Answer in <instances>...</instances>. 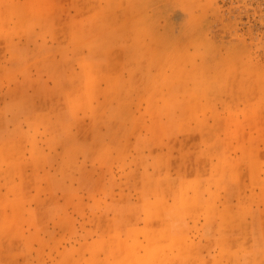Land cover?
Instances as JSON below:
<instances>
[{
    "label": "rangeland",
    "instance_id": "rangeland-1",
    "mask_svg": "<svg viewBox=\"0 0 264 264\" xmlns=\"http://www.w3.org/2000/svg\"><path fill=\"white\" fill-rule=\"evenodd\" d=\"M176 111L187 115L178 126ZM15 114L44 138L65 114L72 131L128 114V143L143 132L164 146L158 134L175 128L227 132L246 143L236 151L264 205V0H0V128L13 130ZM29 142H0L5 176Z\"/></svg>",
    "mask_w": 264,
    "mask_h": 264
},
{
    "label": "crops",
    "instance_id": "crops-1",
    "mask_svg": "<svg viewBox=\"0 0 264 264\" xmlns=\"http://www.w3.org/2000/svg\"><path fill=\"white\" fill-rule=\"evenodd\" d=\"M15 115L0 142L32 150L14 176L0 163V264H264V205L236 151L243 140L175 128L158 134L168 146L143 132L128 143V114L77 131L65 114L44 138Z\"/></svg>",
    "mask_w": 264,
    "mask_h": 264
}]
</instances>
